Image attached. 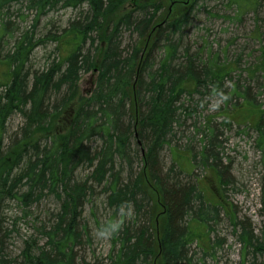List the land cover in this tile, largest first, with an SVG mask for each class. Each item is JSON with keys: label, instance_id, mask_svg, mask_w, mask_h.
Instances as JSON below:
<instances>
[{"label": "trees", "instance_id": "1", "mask_svg": "<svg viewBox=\"0 0 264 264\" xmlns=\"http://www.w3.org/2000/svg\"><path fill=\"white\" fill-rule=\"evenodd\" d=\"M206 1L0 0V13L26 3L37 20L57 9L78 11L58 35L22 33L10 51L0 53V264H201L191 248L204 256L216 253L222 243L210 241V224L222 211L241 245L239 264H264V176L258 236L251 224L236 219L231 205L222 200L213 205L206 198L192 175L195 155L188 161L191 174L176 154L167 170L161 162L176 128L191 118L202 97H227L224 82L235 72L219 56L204 57L184 42L195 7ZM233 2L240 11L252 3ZM12 32L5 23L0 41ZM126 32L129 46L123 45ZM49 42L56 44L58 58L30 71L33 52ZM261 61L264 78V51ZM83 75H89L92 86L85 93ZM238 90L235 84L232 96ZM259 112L252 129L263 144L264 109ZM14 115L22 118V126L8 135ZM217 140L210 129L199 154L224 187L227 168L213 156ZM99 195L112 212L109 220L125 202L132 205V215L121 216L122 228L110 238L105 257L91 248L93 237L83 222L87 206L95 216ZM48 196L57 200V211L40 221L38 237L24 239L12 257L7 242L20 217L10 214V204L25 218ZM103 223L95 221L97 229ZM204 239L205 248L199 246Z\"/></svg>", "mask_w": 264, "mask_h": 264}, {"label": "rangeland", "instance_id": "2", "mask_svg": "<svg viewBox=\"0 0 264 264\" xmlns=\"http://www.w3.org/2000/svg\"><path fill=\"white\" fill-rule=\"evenodd\" d=\"M251 2L249 8H243L242 11L233 4V0H210L195 7L193 20L184 32V42L192 52H202L204 57L219 56L221 61L229 63L235 72L224 82L227 97H202V102L196 107L191 118L176 128L171 147H165L161 162L167 170L173 162V154H176L179 165L187 174L190 171L188 161L195 155V160L192 161L195 165L192 175L200 181V186L205 188L206 198L211 200L213 205H217L221 200L222 203L231 205L236 219L251 224L255 234L260 236L263 224L259 212L261 180L264 176V140L263 144L260 143L258 133L252 128H255L260 117V108L264 109V78L259 68L263 62L261 57L264 51V0H256V6L255 0ZM77 13V10L57 9L37 20L35 10L28 8L26 3L10 6L0 13V32L2 26L9 23L13 35L7 34L0 41V53L3 55L10 51L14 39L22 33L30 32L29 34L36 38H43L47 33L58 35ZM130 44V34L126 32L123 45ZM55 45L49 42L35 49L30 58V71L44 69L58 58L59 51ZM235 84L239 87L238 95L232 96L231 90ZM91 89L89 75H83L80 81L81 92H89ZM245 89H248V96L244 95ZM223 121L231 122V126H223ZM21 126L22 118L19 115L12 116L7 123L8 135L18 131ZM210 129L218 135L216 145L213 146V156L217 158L220 168H227L222 176L226 181L224 187L218 186L212 168L201 164L199 152L204 145L202 140L209 136ZM209 162H212V159ZM186 174L181 177L185 179ZM103 200V196L99 195L95 204V216L90 214V206L85 208L83 222L93 237L91 248L96 255L105 257L110 250L111 241L110 238L96 237L95 221L103 223L113 218V215L103 205ZM32 208L33 216L23 218L16 204H10V214L20 217L14 227L15 232L7 242L8 253L12 257L19 254L24 239L32 235L38 237L40 221L49 220L51 213L57 211L58 202L48 196ZM114 219L121 220V216L118 214ZM210 227V241L222 243L216 246V253L204 256L195 246H192L190 253L196 260L203 259L205 264H239L241 245L236 238L235 228L224 211L220 212L218 221L211 223ZM199 246L208 247L207 240L204 239ZM203 261L200 263L203 264ZM259 261H262V258H258Z\"/></svg>", "mask_w": 264, "mask_h": 264}, {"label": "clouds", "instance_id": "3", "mask_svg": "<svg viewBox=\"0 0 264 264\" xmlns=\"http://www.w3.org/2000/svg\"><path fill=\"white\" fill-rule=\"evenodd\" d=\"M132 215V205L130 202H125L119 208V216L122 217H130ZM122 228V223L120 219L109 220L103 224L96 230V237L98 239H109L116 235Z\"/></svg>", "mask_w": 264, "mask_h": 264}]
</instances>
